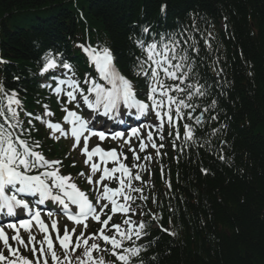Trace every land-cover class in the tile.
Segmentation results:
<instances>
[{"label":"snow or ice","instance_id":"1","mask_svg":"<svg viewBox=\"0 0 264 264\" xmlns=\"http://www.w3.org/2000/svg\"><path fill=\"white\" fill-rule=\"evenodd\" d=\"M167 8L161 4L159 9L165 19ZM128 38L139 55L129 50L131 61L121 57V65L140 81L137 85L117 68L116 56L107 45H77L95 73H85L83 78L55 44L43 48L36 60L38 71L29 74L43 78L36 86L46 90L43 99L55 97L59 116L39 95L40 111H27L21 99V91L27 90L8 88L0 81V264H150L157 257L146 260L142 254L153 241L138 243L149 235L153 226L149 221L168 235H176L159 224L161 213L146 208L145 189L154 185L151 179L143 180V174H150L151 163L161 158L166 139L177 151V163L188 149L211 143L202 142L196 132L218 120L213 113L219 101L213 90L228 86L225 69L220 67V42L207 18L196 11L171 25L133 27ZM33 43L40 47L38 41ZM5 63L0 58V64ZM208 68L215 78L202 74ZM13 79L20 81L21 76ZM37 123L47 139H71L72 150L80 149L89 172L80 171L77 178H84L88 191L70 173L63 174V160L44 154L43 142L32 135L40 132ZM226 127L212 129L211 135ZM92 138L99 142L90 148ZM106 140L116 142L119 151L105 150L101 145ZM125 148L132 154L131 166L125 163ZM148 148L155 150V158L147 154ZM140 153L146 154L142 158ZM97 173L99 179L94 180ZM113 182L115 187L110 186ZM165 183L171 189V182ZM49 203L53 207H47ZM58 218H66L72 227L66 224L61 230ZM89 221L98 227L89 231ZM105 253L112 259L106 261Z\"/></svg>","mask_w":264,"mask_h":264},{"label":"trees","instance_id":"2","mask_svg":"<svg viewBox=\"0 0 264 264\" xmlns=\"http://www.w3.org/2000/svg\"><path fill=\"white\" fill-rule=\"evenodd\" d=\"M162 1L0 0V57L8 61L0 64V81L8 88L26 89L21 91L26 104L36 108V82L29 73L37 67L40 52L55 44L79 60L72 41L85 35L109 46L130 76L121 57L129 62V50L138 54L128 38L133 27L157 23L149 18L137 21L138 10L143 7L149 15ZM166 2L169 23L181 7L182 12L196 11L207 18L220 42V67L228 86L213 90L219 101L213 113L218 120L197 129L202 142L211 143L188 149L179 163L177 151L168 150L165 163L172 191L157 175L156 203L149 204L161 213L163 227L176 235L150 228L145 245L153 243L142 255L146 260L157 257L150 264H264V0ZM217 17L227 20L223 35ZM201 71L215 78L210 68ZM15 75L21 80H14ZM225 124L211 135L212 129Z\"/></svg>","mask_w":264,"mask_h":264},{"label":"bare ground","instance_id":"3","mask_svg":"<svg viewBox=\"0 0 264 264\" xmlns=\"http://www.w3.org/2000/svg\"><path fill=\"white\" fill-rule=\"evenodd\" d=\"M161 4H167V2H166V0H163L162 2H160V4H156L155 6V10H150V12H149V15H147V12H146V10H145V8H143V7H140V9L138 10V15H137V18H136V20L138 21V20H142V19H151V20H153L154 21V23H156V25L157 26H167V25H171L172 23H169V14H168V11H167V19H165L163 16H161V14H160V11H159V9H160V5ZM183 8L181 7V8H178L177 10H176V14H175V16H174V20L175 21H184L185 19H184V16H187V13L189 12V11H191V10H187V11H184V12H182L183 10H182ZM186 19H187V17H186ZM164 21H165V23H164ZM216 21L218 22V24H217V26H218V28H222V29H225V30H227V28H228V26L225 28V24L226 25H228L227 24V20H222L221 18H219V17H217L216 18ZM221 32H222V35L225 33V31L224 30H221Z\"/></svg>","mask_w":264,"mask_h":264}]
</instances>
